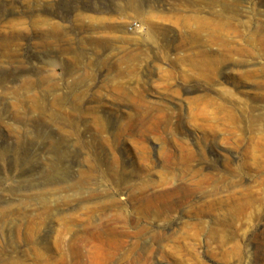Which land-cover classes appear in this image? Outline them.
Returning a JSON list of instances; mask_svg holds the SVG:
<instances>
[{
	"label": "rangeland",
	"instance_id": "1",
	"mask_svg": "<svg viewBox=\"0 0 264 264\" xmlns=\"http://www.w3.org/2000/svg\"><path fill=\"white\" fill-rule=\"evenodd\" d=\"M36 1L0 0V264H264V0Z\"/></svg>",
	"mask_w": 264,
	"mask_h": 264
},
{
	"label": "bare ground",
	"instance_id": "2",
	"mask_svg": "<svg viewBox=\"0 0 264 264\" xmlns=\"http://www.w3.org/2000/svg\"><path fill=\"white\" fill-rule=\"evenodd\" d=\"M131 1V0H130ZM133 1V0H132ZM34 5H36V6H38V4H37V1L36 0H34ZM134 4V3H133ZM181 5V4H180ZM183 5V4H182ZM220 6V9L217 11L218 13H223V12H225V11H227V10H232L233 8L232 7H230L231 6V4H229V5H227V4H220L219 5ZM129 7V6H128ZM128 7H124V8H118V11L120 12V13H122V12H126L127 11V9H128ZM196 22V28H197V20L195 21ZM5 26L2 24V23H0V27L1 28H3V27H5V28H8L9 30L7 31V32H10V33H13V30H14V27H15V24L13 23V22H10V21H6L5 23Z\"/></svg>",
	"mask_w": 264,
	"mask_h": 264
}]
</instances>
